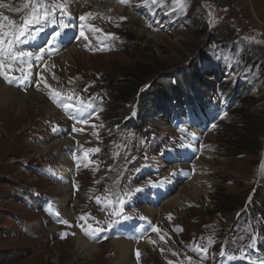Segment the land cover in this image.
<instances>
[{
  "label": "rangeland",
  "instance_id": "rangeland-1",
  "mask_svg": "<svg viewBox=\"0 0 264 264\" xmlns=\"http://www.w3.org/2000/svg\"><path fill=\"white\" fill-rule=\"evenodd\" d=\"M151 1L137 2L140 13L134 17L143 20L138 24L132 21L127 8L129 3L136 4V0L119 1L120 11L108 9L106 13L103 11L104 7H109L107 0L94 5L85 1L78 7L66 0L67 12L95 18L86 33L87 42L93 45L89 50L92 54L79 51L72 60L52 61L46 81L60 88L81 86V99L101 108L84 135L78 136L66 125L60 137L50 136L51 129L63 125V120H49L34 97L26 98L30 107L25 113L18 112V108L0 107V264H55L54 257L58 256V264H70L68 252L78 235L59 240L57 231L48 230L47 218L34 207L35 200L55 203L53 200L64 195L63 186L69 187L67 206L74 217L94 215L87 205L88 197L127 192L135 173L137 188L145 181L152 186H164L157 175L147 179L145 174L153 164L159 163V145L166 143L165 150H168L172 144L168 138L171 134L167 128L168 116L156 114L159 109L168 115L173 111L172 116L189 109L183 104L199 99V92L203 91H199L200 83L206 84L210 91H204L207 96L203 105L224 103L220 92L223 87L228 90L242 87V92L254 99L264 96V0H160L157 9L149 10ZM182 1L185 8L176 18L172 12ZM33 2L35 4L36 0H0V4L7 5L0 7V33L21 23ZM39 2L47 7L62 0ZM25 4L29 8L23 7ZM164 14L173 17L166 19ZM5 16L9 19L4 20ZM146 26H151V30H145ZM103 42H112L114 47L107 45V51L96 53L95 48ZM193 68L197 69L195 81L198 84L179 85L175 91L174 77ZM121 80L135 87L131 98H124L115 85ZM166 80L171 89L165 90ZM36 84L31 82L21 93L32 90L45 100ZM192 87L194 99L175 94L181 90L187 93ZM158 89H164L166 103L172 104L167 108L159 104L147 117L137 116V97ZM145 108L151 110L154 105ZM229 108L227 119L206 138L207 149L195 167V176L207 182L205 195L184 193L181 205L175 209L164 206L165 203L160 205L156 209L160 210V215L150 217L165 238L159 246L162 254L152 245V237H139L134 240L136 244H132V259L134 250L144 242L147 245L138 249L141 264H168L169 261H175L172 264H201V261L213 264V259L225 251L238 256L249 252V247L256 250L255 243L264 246V169L261 163L264 138L257 142L261 148L259 153L241 148L243 125L236 121L233 105ZM250 113L264 117V107ZM244 116L242 113L240 117ZM50 138H75L68 146L76 143V150L78 145L82 149L95 148L99 164L83 170L74 184L52 181L53 174L66 172L65 169L71 167L67 164V146L47 148ZM252 160L254 175L248 172ZM160 171L172 179L165 198L168 200L181 190L180 183L172 177L180 174L164 173V168ZM187 178L183 174V185ZM66 181H70V176H66ZM148 203L147 198L140 196L130 205L134 213L141 216ZM215 205L229 217L236 214L237 222L233 224L220 217L214 211ZM173 229L179 233H172ZM126 230L132 231V227ZM110 241L102 242L94 256L82 264H115L113 260L104 259L106 253L114 257ZM195 251L207 254L206 260L200 259ZM258 254L264 257V252Z\"/></svg>",
  "mask_w": 264,
  "mask_h": 264
},
{
  "label": "bare ground",
  "instance_id": "bare-ground-1",
  "mask_svg": "<svg viewBox=\"0 0 264 264\" xmlns=\"http://www.w3.org/2000/svg\"><path fill=\"white\" fill-rule=\"evenodd\" d=\"M103 2V0H90V2H87L89 4L94 5L95 3L98 2ZM108 1V6L109 7H104V11L103 13H106L105 10L108 9H113L115 12L116 11H120L118 5L120 0H107ZM140 0H136V4L129 3L127 5V8L130 10L128 11L132 16V21L135 23H140L142 24L143 20L141 18H136L134 17L136 14H139L140 11L137 9L139 8L137 2H139ZM151 1V0H145V4L146 2ZM118 3V4H117ZM126 4V2H125ZM160 4V0H152L151 4L149 6V10L151 9H157V7ZM78 7V6H76ZM166 7V6H165ZM185 8V4L182 2H179L177 5V10L175 12H172V14L174 15V17L178 18L180 17L183 9ZM164 12V11H163ZM172 14H164L163 17L167 18H171L173 17ZM156 16V15H155ZM145 30H151V26H146ZM159 36V35H158ZM80 53L78 50H76V48L73 46L71 48H68L66 50H62L61 53L54 57L51 61H54L56 59L62 58L63 60H72V57L74 56V54H78ZM97 57V56H95ZM28 97H34L35 99L39 100L40 104L42 105V108L44 110V113L46 114L45 116L49 118V120H59L60 116L58 114V112L56 110H54L50 104H48V102H46L44 99H42L36 92L30 90L29 92L26 93H21L18 90H15L11 87H7L3 84V82L0 80V107H2L3 109H19L18 112H26L27 109H29L30 104L29 102L26 100V98ZM48 120V119H47ZM215 126L212 127V129ZM204 130L206 128H203ZM203 129H200V133L203 132ZM211 129V131H212ZM209 136V134L205 135V138H207ZM75 139V138H74ZM59 140V139H53L50 138L49 140V144L47 145V148H52L54 149L55 147H61V144H64L66 146L70 145L71 142H73V140ZM199 158L198 161H196V165L195 167H197L199 165ZM261 163H262V169H264V157L261 158ZM68 164V162H67ZM254 161L252 160V162H250L249 165V170L248 172L251 173L252 175H254ZM61 174H63L64 176H66L65 172H61ZM179 186L181 187L180 192H177L173 195L170 196V198L165 202L164 206H171L172 209H175L177 207H179L181 205V201L183 200L181 195L184 193H187L188 195L191 196H196V195H205V188L207 186V182L201 180L200 178H198L197 176H193L192 179L186 183V185L183 184H179ZM187 186L190 187V189H187ZM69 188V187H68ZM68 188H66L65 186L62 187V189H64V195L59 198L58 200H53L55 202V204L60 208V212L62 214L63 217L67 218V219H72L74 218V215L72 214V212L70 211V209L67 206V202L69 201V196H70V192H68ZM148 212V216H159L160 215V210H153V209H147ZM48 230L51 232L56 231L57 228H55L53 225H51L48 222ZM73 242V248L68 252V258L69 260H71L70 264H82L83 262H85L87 259H90L94 256L95 252L98 251V249L100 248V245H93L90 242H87L85 239H83L82 237L78 236L75 237ZM108 243V241H106ZM105 244V243H104ZM109 245L112 247V250L114 251V257L110 258L109 254H104V259L108 260L110 259V261L114 262L115 264H136L134 262V260L132 259V249H133V245L131 242H126V241H122V240H111ZM147 243L144 242L143 244L138 246V249H140L143 246H146ZM117 257V258H115ZM59 256L54 257V262L55 264L59 263ZM96 259L94 258V261ZM142 262V261H141ZM139 264H141L139 262Z\"/></svg>",
  "mask_w": 264,
  "mask_h": 264
},
{
  "label": "trees",
  "instance_id": "trees-1",
  "mask_svg": "<svg viewBox=\"0 0 264 264\" xmlns=\"http://www.w3.org/2000/svg\"><path fill=\"white\" fill-rule=\"evenodd\" d=\"M34 4V2H33ZM196 68H193L190 72L185 73L182 72L180 75L177 77H174V90L176 91L179 89V85H183L185 87H189L192 83L193 84H198L196 83ZM129 81L126 80H121L118 81L115 85L117 86L118 90L121 92L124 98H131L133 93L135 92V87L133 85H128ZM199 86L202 88H199L200 91V97L199 101L203 102L205 100V97L207 94L204 93V91L209 92L208 86L204 83H200ZM170 88V84L165 85V90L166 88ZM181 90V89H180ZM221 95L226 101V103L229 106L233 105V108L235 109V115H237V122H240L243 125V135L240 136V144L241 148L252 151L253 153H259L261 148L257 145V142L264 138V117L256 116L253 113H250V111L256 109L257 107H264V96L261 97L260 99H254L248 97L247 93L242 92V87H235V88H230L229 90L226 87H223L221 89ZM144 94H141L138 99H139V109L140 111H144L143 114H148L149 111H156L160 100L163 98L166 100L164 96V89H158L157 91L154 92H149L145 91L143 92ZM177 97H184V96H195V89L192 87L190 90L186 93L183 92L182 90L180 92H176ZM135 97V96H134ZM142 99V102L141 100ZM154 105V109L151 108V110H147L145 106H151ZM125 111V110H124ZM110 111H108L109 114ZM244 113V117H240L241 114ZM167 115V114H165ZM215 213L219 214L220 217H222L224 220L231 222L235 224L237 220L235 221V215H232L231 217L227 216L224 214V212L217 208L215 205Z\"/></svg>",
  "mask_w": 264,
  "mask_h": 264
},
{
  "label": "snow or ice",
  "instance_id": "snow-or-ice-1",
  "mask_svg": "<svg viewBox=\"0 0 264 264\" xmlns=\"http://www.w3.org/2000/svg\"><path fill=\"white\" fill-rule=\"evenodd\" d=\"M120 2L123 3L124 0H120ZM65 3H66V0H62V2L59 4L49 5V6L45 7L43 11L40 10L39 0H36V3L33 4L30 8H29L28 4L23 5V7L29 8V12L25 15L24 18H22V22L17 24L16 29L11 34L13 39L16 40L17 42H23L20 40V37L26 34V30L32 24H40L42 21L47 22L48 17L53 14L55 9H59L61 12H65L66 11ZM6 6L7 5L0 4V7H6ZM3 19L8 20L9 18L5 16V17H3ZM80 19L83 20L84 17H81ZM56 35H59V33H56ZM81 35H83V32H81ZM4 42H5L4 36L0 35V55H3L4 51H5V49L3 47ZM7 43L9 44V46H11L12 40H8ZM41 51H44V49H41ZM7 55L9 57H11L12 60H14V61L19 60V61L23 62L24 57L30 58L33 56V53L25 52V51H16L15 49H13L12 51L8 52ZM36 58L41 59L40 56H37ZM3 66H4V62L2 60H0V68H3ZM0 75H3V73L0 72ZM5 79L7 80V77H5ZM7 82L12 83V80H7ZM60 95H61L60 93L56 92L53 94V98L60 96ZM68 99H72V97H69ZM81 103L83 104L82 101H81ZM58 106H61L65 110L71 109L73 107V105L69 104V103L59 104ZM84 107H89V105H83V107L78 109V111L83 112ZM69 115H71V113H69ZM78 122H83V121L78 120ZM159 183H163V181H160ZM117 203H123V201L119 200V201H117ZM116 214H119V213H116ZM81 219H83V218H81ZM89 227L91 228V226H89ZM153 230H155V229H153ZM99 231H100V229H92L91 232L86 233V234L95 235Z\"/></svg>",
  "mask_w": 264,
  "mask_h": 264
}]
</instances>
